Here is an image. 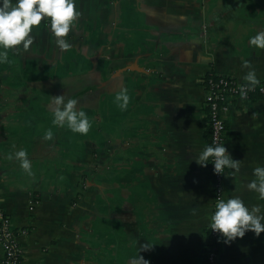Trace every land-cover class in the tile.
Returning <instances> with one entry per match:
<instances>
[{"label": "crops", "instance_id": "0c3cea01", "mask_svg": "<svg viewBox=\"0 0 264 264\" xmlns=\"http://www.w3.org/2000/svg\"><path fill=\"white\" fill-rule=\"evenodd\" d=\"M76 8L70 48L42 20L32 44L0 63V194L19 231L20 264H131L139 255L206 264L214 180L210 158L196 161L211 145L206 79L248 82L254 70L264 82V49L249 44L264 30V0H76ZM121 88L127 108L116 101ZM59 95L87 113V134L53 123ZM227 106L225 147L239 171L227 166L225 199L264 205L247 188L264 166V99ZM21 148L31 174L14 157ZM217 244L226 264H264V232L227 242L220 234Z\"/></svg>", "mask_w": 264, "mask_h": 264}, {"label": "clouds", "instance_id": "9594fccd", "mask_svg": "<svg viewBox=\"0 0 264 264\" xmlns=\"http://www.w3.org/2000/svg\"><path fill=\"white\" fill-rule=\"evenodd\" d=\"M80 15L76 8V0H0V63L8 62V49L22 45L27 49L33 42L31 36L34 26L40 25L42 20H47L50 31L56 37V44L61 49L71 47L64 39L74 27V21ZM249 44L264 49V30H258L249 40ZM245 65L249 62L245 61ZM247 85L241 87L242 96H246L245 88H253L260 83L254 70H250L244 76ZM54 124L64 126L73 132L87 134L91 123L87 113L77 110L76 99H67L63 95L54 96ZM116 101L121 108H127L129 95L126 88L116 94ZM63 106V107H61ZM51 129L45 133V139H51ZM20 167L31 174L32 163L28 153L21 148L14 153ZM13 156L10 155L9 159ZM211 159L214 172L223 173L225 166L239 171V162L231 158L224 144L216 143L215 146L207 145L196 157L201 166H206ZM256 179L247 184L249 190L259 194V199L264 200V166H258L254 170ZM264 205H254L249 208L239 196H231L227 199H218L215 210L210 217V228L223 234L227 241L237 237H243L247 231H253L257 236L264 232ZM145 250L150 248L148 244L142 246ZM131 264H148L143 256L133 259Z\"/></svg>", "mask_w": 264, "mask_h": 264}, {"label": "built area", "instance_id": "2783aa9c", "mask_svg": "<svg viewBox=\"0 0 264 264\" xmlns=\"http://www.w3.org/2000/svg\"><path fill=\"white\" fill-rule=\"evenodd\" d=\"M249 82H242L238 79L225 75H211L206 79L205 103L209 114L211 128V145L216 143L224 144L226 140V121L224 112L227 109V102L231 98H261L264 99V82H260L253 88H245L246 96H242L241 87ZM212 158H210L211 160ZM211 164V171L214 180V210L218 199H225V175L224 172H214V165ZM213 210V212H214ZM25 232V231H24ZM19 231L14 228L12 220L2 207L0 194V242L4 249V257L1 264H20L22 261V247L18 240ZM219 232L209 229L210 245L206 253V264H226L217 244L220 238Z\"/></svg>", "mask_w": 264, "mask_h": 264}]
</instances>
